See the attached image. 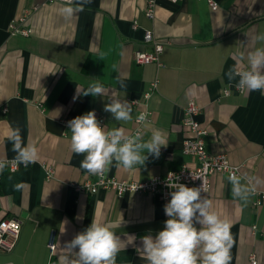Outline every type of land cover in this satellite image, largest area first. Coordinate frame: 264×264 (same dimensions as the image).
I'll list each match as a JSON object with an SVG mask.
<instances>
[{"label": "crops", "instance_id": "crops-1", "mask_svg": "<svg viewBox=\"0 0 264 264\" xmlns=\"http://www.w3.org/2000/svg\"><path fill=\"white\" fill-rule=\"evenodd\" d=\"M149 1L88 0L83 11L66 18L62 9L77 7L80 0L69 5L0 0V220L21 223L15 249L0 252V264H59L65 242L93 219L111 224L123 219L116 234L125 242L135 237L117 254L116 264H147L136 249L142 248L141 237L164 228L169 218L164 205L171 197L77 193L74 185L93 183L96 175L82 169L84 156L71 150L68 121L94 111L97 119L104 118L106 129L123 128L132 136L134 119L146 109L150 116L142 126V142L161 130L167 147L158 158L146 153L142 166L126 171L114 163L105 173L117 181L143 183L195 166L181 152L187 137L181 122L190 101L200 110L196 121L207 130V154L227 156L238 177L260 181H253L255 190L246 204L233 196L223 174L213 175L210 192L201 194L232 225L230 264H250L251 257L264 264V202L254 206L255 195L264 194V91L239 95L237 81L226 75L238 63L246 67L241 56L264 47L256 39L264 35V0H212L218 5L214 12L208 0H153L154 16L147 19ZM26 12L30 35L10 36L8 26ZM147 32L154 41L167 42L159 55L162 67L134 62L136 53L153 51L144 42ZM96 81L104 86V97L78 96L77 88ZM154 81L157 90L145 100ZM224 89L230 91L228 97L221 96ZM110 96L138 102L131 105V120L116 121L104 110ZM15 129L22 146H36L38 159L9 172L7 162H16L18 155L10 139ZM51 232L56 246L52 256L47 249Z\"/></svg>", "mask_w": 264, "mask_h": 264}, {"label": "clouds", "instance_id": "clouds-1", "mask_svg": "<svg viewBox=\"0 0 264 264\" xmlns=\"http://www.w3.org/2000/svg\"><path fill=\"white\" fill-rule=\"evenodd\" d=\"M87 2L80 0L75 8L66 6L62 13L66 18H71L77 11H83ZM256 39L264 41V35ZM240 60L246 63V67L238 63L226 73L228 79L236 80L238 89L264 91V47L249 51ZM77 94L104 97L106 90L96 81L86 89L77 88ZM108 101L104 110L110 112L116 121L132 119L130 102L112 96ZM139 119L143 120L144 117ZM68 127L71 150L84 156L80 166L92 175L103 176L114 163L117 168L132 170L137 165L145 164L148 158L146 153L158 158L161 148L168 145L161 130L153 131L146 142H142L139 136L133 138L123 128L108 130L100 125L94 111L68 121ZM10 139L16 146L18 163L27 166L38 159L35 145L22 146L19 129L12 132ZM3 167L4 163L0 162V170ZM170 175L175 177L173 173ZM254 180L260 182L254 177L230 175L228 181L232 185L233 196L246 204L255 190L254 186L250 187ZM168 186L174 189L170 193V201L164 205V213L169 218L155 236L149 234L141 237L142 248L136 249L141 258L147 264H230L231 249L235 243L232 225L214 209L212 200L201 197L203 186L188 187L182 183ZM122 223L123 219L119 224L93 219L86 230L65 242L58 258L59 264H116L117 254L125 249L126 243L135 239L131 237L130 241L125 242L116 234L114 229ZM197 224L199 228L195 226Z\"/></svg>", "mask_w": 264, "mask_h": 264}, {"label": "built area", "instance_id": "built-area-1", "mask_svg": "<svg viewBox=\"0 0 264 264\" xmlns=\"http://www.w3.org/2000/svg\"><path fill=\"white\" fill-rule=\"evenodd\" d=\"M48 3H59L64 5H69L73 0H46ZM208 6L212 12L218 10V5L212 0L207 1ZM154 1L150 0L148 2L147 10L145 11V17L147 19H152L154 16ZM35 11V9H33ZM30 12H26L23 17L10 23L8 26V31L10 36H23L27 37L30 35V30L26 28L27 17ZM136 26V23L133 25ZM144 42L146 44H151L153 46V51L151 53L138 52L134 56V62L137 65H148L156 64L158 67H162L159 62V55L163 50L164 45L167 42L154 41L152 34L147 32L144 37ZM157 81H154L149 85L148 90L144 94V99L147 100L150 96L157 90ZM239 95H244L246 90H241L236 88L235 90ZM230 95L229 90H222L221 96L228 97ZM131 105L137 106L138 102L132 101ZM199 108L194 101H190L184 109V114L182 118L181 125L187 132V137L183 140L181 152L183 155L190 156L195 161V166L193 168H187L182 166L179 170L170 172L178 177L176 179L174 176H156L151 180L143 183H134L126 181H117L112 178L107 177L105 174L103 176L96 175V181L91 183L88 180L74 185V189L77 193H89L96 194L100 190L111 191L116 197L120 198L124 194L130 195H141L147 194L152 196H158L162 200H168L171 196L170 193L174 189L170 188L169 185H174L175 183H182L188 187L202 188L204 191L201 194H208L211 190V178L215 174H223L227 178L230 175L238 174V169L232 166L225 155H209L207 154L204 146L203 137L207 134V130L204 129L197 121L196 116L199 114ZM143 116L144 119L139 118ZM150 113L145 109L141 110L137 117L134 119V128L132 132V137H142L144 139V132L142 126L145 122L149 120ZM100 125L103 127L105 120L104 118L97 119ZM20 165L25 166L23 163L7 162V168L9 172H15L19 169ZM1 171V170H0ZM256 200L254 203L255 207H260L262 202H264V194H256ZM21 223L19 220L10 218L0 220V252L9 254L11 253L20 238ZM55 232L50 233V240L47 244V249L49 255H53L55 252ZM250 264H257L255 258H250Z\"/></svg>", "mask_w": 264, "mask_h": 264}]
</instances>
